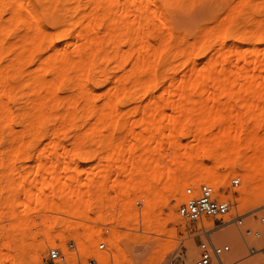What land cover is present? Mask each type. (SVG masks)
I'll return each mask as SVG.
<instances>
[{"label": "bare ground", "instance_id": "obj_1", "mask_svg": "<svg viewBox=\"0 0 264 264\" xmlns=\"http://www.w3.org/2000/svg\"><path fill=\"white\" fill-rule=\"evenodd\" d=\"M189 1L194 0H0V146L6 141L17 154H27L34 141L50 140L51 145L48 142L36 156V172L25 178L50 175V183L36 194L42 198L43 191L54 188L59 177L54 157L40 159L48 148L54 149L52 143L58 136L46 124L58 118L69 126L93 120L87 133L75 135L78 148L72 156L79 161L92 157L82 149L89 139L109 148V153L88 172L94 176L82 183L77 164L63 161L65 202H57L62 194L59 189V197L56 193V197L46 198L47 209L79 214L98 199L100 220L107 222L109 217L103 216L109 206L111 174L115 177L110 187H118L117 195H121L114 202L119 208H125L128 185L133 183L142 196L135 201L145 200L140 218L135 214L132 226L144 233L140 241L147 251L146 264L161 259L174 246L171 240L156 248L151 244L160 239L158 235L174 236L165 225L182 220L175 209L183 186L214 182L220 171L231 169L243 177L236 194L238 204L264 200V134L259 133L264 128V0H222L219 9H210L213 14L207 11V22H201L188 37L184 31L173 32L170 13L179 4L190 5ZM141 98L145 102L139 105L136 122L140 129L136 131L133 125L127 128L121 108ZM235 101L253 112L251 120H246L249 123L239 116L232 122V116L218 110ZM168 109L173 115L164 125L161 117ZM193 113L198 115L196 120ZM125 127L123 136L116 138V131ZM187 136L191 141H184ZM165 149H169V158ZM170 180L175 182L172 189L157 195V184ZM8 189L14 201L31 195L30 186L23 183H11ZM226 194L231 197L228 189ZM122 196L127 198L125 202ZM170 196L176 203L162 220L159 211ZM8 217L19 218L15 227L18 238L6 236L0 264H27L22 262L26 253L32 254L33 264L39 262L44 245L42 240L36 241L33 230L46 232L49 243L63 239L62 233L55 237L47 233L54 224L51 216ZM204 222L212 226L211 220ZM115 223L131 228L126 217ZM71 228L70 222L65 223V229ZM96 232L80 240L82 260L104 256L89 243ZM223 232L239 241L235 231ZM114 237L110 241L113 257L125 258ZM185 247L191 255L194 247L189 243ZM127 258L129 264L135 263Z\"/></svg>", "mask_w": 264, "mask_h": 264}, {"label": "rangeland", "instance_id": "obj_2", "mask_svg": "<svg viewBox=\"0 0 264 264\" xmlns=\"http://www.w3.org/2000/svg\"><path fill=\"white\" fill-rule=\"evenodd\" d=\"M221 1L222 0H203V1L196 0L195 2L194 0L193 2L189 1L190 5H188V3H184L188 1H184L183 2L184 4L182 3L183 7L180 4L177 5V9H174L175 11L171 9V11L172 12L174 11V13L172 12L170 13L172 16L173 32L178 34L179 32L183 33L181 31H184L185 35H187L188 37L191 36V32L195 28L197 29V26L201 22L202 23L203 22L205 23V21L207 22V19L210 17L209 15L210 12L213 14V11H210V9L212 10H216L217 8L219 9V6H220L219 4H221ZM71 5L72 4L70 3L68 4L69 7ZM215 6H217L216 9H215ZM207 11L208 12L210 11L209 14ZM218 12L219 10L216 13ZM206 14L209 15L207 16L208 18H206ZM204 18L205 20L203 21ZM45 26H47V24H45ZM95 89L97 90L98 88H95ZM157 91L158 90H155V93ZM141 99L140 101H137L136 103H131L121 108L123 113L125 114V117L127 118L126 119L127 128L133 125L136 131L140 129V126L137 125V122H136L139 119V112H140V107H141L139 105H142V103L145 102V99L143 98ZM221 100L223 101L224 98H222ZM101 101H102L101 99L97 100V104H100ZM135 105L137 107L133 108L135 107ZM243 105L244 104H242L240 101H235V103L232 102L230 104L229 108H228V105L225 108H221L222 107L221 106L218 108V110L219 109L221 111L223 110L221 113H223L228 118L232 116L231 118H229L232 122L233 121L235 122L237 119L239 120V117L241 121H246L248 120L247 118L251 116V114L253 116V112H251L250 110H247L248 108H246V105L244 106ZM60 112L62 111L60 110ZM172 115H173L172 111L168 109L165 112V114L161 117L162 124L165 125L171 119ZM192 116H193V120H196L198 118L197 113L196 114L193 113ZM233 117H235L236 119H234ZM250 118L249 120H251ZM58 119L56 120L51 119L50 122L46 124L47 126L44 124L45 121L42 122L44 126H46L48 130H50L51 132H53L52 130H56L58 133V136L54 138L55 143H52L54 144L53 145L54 149L48 148L46 151L42 153L43 156L42 155L40 156L41 157L40 159L42 160L54 157L53 159L58 165L56 170L59 173V177H58V182L55 184V187H54L56 189L58 187V190L55 189V192H54V188L46 189V190L44 189L45 191L43 192L45 196H43L42 198L36 197V194L37 192H39V189L50 183V180H51L50 175H46L45 178L43 179L40 177H37L35 179H31L28 181L25 180L26 177H28L29 175H33L34 172H36V169H37L36 168V156L39 153V150L44 145L46 144L48 145L50 143L49 142L50 140L48 138L34 141L33 143L35 144H33L34 147L32 146L33 149H31L27 153L28 157H27L26 152L17 154L14 151L13 147L11 148L8 147L6 141L3 142L0 146V149H2L0 151V154H1L0 157H2L1 159L3 161V164L0 165V216H2L1 221H0V257L4 254V248L2 246V242L4 241L6 236L11 235V236H14V238L15 236L16 238H18L17 237L18 234L16 232L15 227L19 221V218H9L8 216H18V217L28 216L31 219L34 216L46 215V216H51V220L54 223L52 225L53 227H51L52 229L49 227V230L47 233L50 235H53L54 237H55V234L57 235L58 232L62 233L63 239H61L62 240L61 241L60 239L54 238L53 239L54 241L49 243L45 241L46 238H44L46 232H44L43 230H41L40 232L33 230L32 232L36 234L35 235L36 241L42 240V243L44 245L43 247L44 251H42V253L40 254L41 256H39V262L37 261L38 263H35V264L42 263V260L49 247L60 246L61 248L65 249V244L69 240H74L78 245L80 240H85L83 239L84 235L86 236L88 233L92 231H95V232L97 231L96 232L97 235H95L91 240H89V243L91 244L94 250H95L96 244L104 238L108 241V244L111 245L110 241L113 239L114 235H116L117 239H115V242L116 243L118 242L117 243L118 246L122 247L126 256L129 259L126 256L125 258H127L130 262L134 261L135 262L134 264H143V263L146 264L147 262L146 259L148 255H145V254L147 251L144 246V242H141L143 240L140 241V239L143 238V236L141 235H144V233L140 229H138L137 231V229H134V227L132 226L134 225L133 218L135 214L138 216V218H140V213L145 207V200L143 198V203L141 204L140 207L137 208L134 206L133 202L136 199L141 198L142 196L140 192L135 191V189H133L135 187L133 183H130L128 185V189H129L128 196H127L128 199L126 198L128 200L127 202L128 205L124 201L126 200L125 196H122V199L125 202V208H121V207L119 208V206H115L114 202L117 201L118 198L120 199L121 195L119 194V192L117 195L118 187H115V189H112L110 187L112 183L111 179L115 177L113 173L111 174L110 181L107 184V188H109L108 196H107L108 197L107 202L109 206L107 209H105L107 210L106 216H103L105 219H108L109 217L107 222L100 220L102 216H100L99 214L101 210L98 207L99 205L98 199L96 200L92 199L94 201H92L90 207L86 206L80 210L79 214L81 215V212H83L82 216H80L78 213L74 214L73 211H72V214L70 215L69 214L70 210L64 211L63 213L62 211L61 212L60 211H49L47 209L48 203H47L46 198L49 199V197L52 195L56 197V193H57V196L59 197V193L57 192L59 191V189L62 192V194L60 193L61 199H59L60 197L58 199L56 198L57 202L59 205H62L65 202V200L62 199L63 196L65 195V191L61 189V185L66 182V177L64 176L63 173H61V167H62L63 161H65V163H68V164L70 163L71 165L77 164L78 171L80 174L79 182L82 183L86 181V178L94 176L92 174L90 175L88 172L92 173L93 172L92 170L94 167L103 163L104 157L110 151L108 150L109 148H105L104 145L98 144L89 139L85 142L82 149H84V151L86 152L88 151L92 157L84 161H79L77 158L74 159V157L72 156L73 152L77 150L78 148V144H76V142L74 141L75 135L87 133L92 127L91 125H93V120H90L89 122L78 121L76 123V126H69L68 124L63 123L61 122L60 119L59 120ZM247 122L248 121H246V123ZM246 123L244 122L243 124H246ZM127 128L125 127V129H119L118 131H116L114 136L116 138L122 137L123 134L126 132ZM260 130H259L260 131L259 133L264 134L263 132L264 128L261 127ZM187 137L184 139V141L185 142L191 141L190 139L192 138L189 136L187 139ZM49 145H51V143ZM96 150L97 151L99 150L98 152H100V154ZM4 151L5 153L2 154ZM93 152L94 154L96 152L98 154H95L94 155L95 157H94L92 155ZM97 155L99 156V158ZM165 156L169 158V149H165ZM26 157H27V160H25ZM145 172H148V171H144V173ZM70 174L71 173L69 172L68 175ZM155 175H157V172H155ZM233 177L240 178V184L239 186L235 188L230 187V183H229L230 179ZM242 178H243L242 174L241 175L240 173L235 174L232 172L231 169L222 170L220 171L219 177L214 182H210V184L213 185L215 189H219L222 191V195H223L222 197L232 198L235 204V210L237 214H240L244 217L243 222L245 225L261 229L262 238L259 243L264 244V225H260L258 222L259 218L264 217V200L258 202V204H254V202H251V201L247 202L245 206H241V204H238L239 202H237L236 200V194L238 193V190L242 185ZM174 180H170L165 183L163 182V183L157 184V187L155 189L157 195H163L165 194L166 191L171 190L173 183H175ZM73 182H74L73 180L69 181V183L72 185L77 184L76 182L74 183ZM11 183L12 184L23 183L24 185H29L31 188L30 197L24 198L23 196H20V198L17 201L12 200L11 199L12 192H10V190L8 189ZM179 183L182 184L181 180ZM186 186L188 185H185L182 188H180L181 198H182V189ZM226 189L229 190L231 197L227 196ZM7 199H10L9 202H6ZM175 203L176 201L171 196L168 197L167 204L163 206L161 210L159 211V215L161 216L162 220L167 218V216L169 215V211H170L169 209L172 208L175 205ZM77 216H80V217H77ZM120 217H126L128 219V224L131 228L115 226L116 224L115 222H117V220ZM68 222H70L73 225V228L69 230L65 229V223H68ZM197 227H198L197 224L188 223L184 220H179L178 222H166V225H165L166 230L168 231L172 230L174 236L168 237V235H164V234L158 235L160 239L153 241L151 246L152 248H156V246L159 243L165 242L167 240H171L174 246L171 250L167 251L161 259L151 260L148 264H190L192 259L195 257V252H196V240L197 239H196L195 230ZM208 227H211V226H208ZM224 229H231L235 231L239 237V241L226 236L225 233L223 232ZM105 230H107L106 233H105ZM211 237L215 242H228L230 244L231 249H232V253L230 255V257L232 258L231 260L238 259L239 262L237 264H259L261 262V258L259 254L253 255L251 257H245V255L247 254L246 245L248 246V245L254 244V242L247 240V242L244 243V240L242 239V235H241V230L236 229L233 225H227L225 226V228L223 227L222 229L211 233ZM234 238L236 239V237ZM186 243H189L191 247H194L193 253L191 255H189L187 252V248L185 247ZM26 254L24 255V258H23L24 261L22 262L27 263L28 261L27 264H30L29 261L31 262L30 256L32 254L31 255L30 253H26ZM125 258H122V257L120 258V256L118 257L119 259L118 261L120 262V264H129V262ZM2 264H8V263H2Z\"/></svg>", "mask_w": 264, "mask_h": 264}, {"label": "built area", "instance_id": "obj_3", "mask_svg": "<svg viewBox=\"0 0 264 264\" xmlns=\"http://www.w3.org/2000/svg\"><path fill=\"white\" fill-rule=\"evenodd\" d=\"M230 187L235 188L240 184L239 177L230 179ZM213 185L201 182L196 185H188L182 189V198L177 206V213L182 220L197 224L196 228V252L190 264H237L238 259L231 260V246L228 242H215L211 233L216 232L227 225H233L241 230L244 243L247 240L254 244L246 245L247 254L251 257L259 254L264 264V244H260L262 232L260 228L245 225L243 216L237 214L232 198L222 197ZM142 202L135 201L134 206L140 207ZM211 220L212 226L208 227L204 221ZM259 224L264 225V217L259 218ZM107 230H105V233ZM91 245V244H90ZM96 252H103L104 256H91L84 260L80 257V246L74 240L65 244V249L60 246L49 247L41 264H120L113 257V247L104 238L95 246Z\"/></svg>", "mask_w": 264, "mask_h": 264}]
</instances>
